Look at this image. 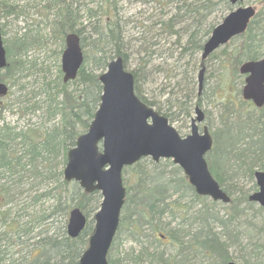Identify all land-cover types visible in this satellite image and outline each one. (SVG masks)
I'll return each instance as SVG.
<instances>
[{"label": "trees", "instance_id": "16d2710c", "mask_svg": "<svg viewBox=\"0 0 264 264\" xmlns=\"http://www.w3.org/2000/svg\"><path fill=\"white\" fill-rule=\"evenodd\" d=\"M75 2H77L76 5ZM75 2L74 0L70 2L50 0L46 9L54 14L50 22L49 34L28 38L24 35L5 45L6 66L0 71V83L9 87L8 95L11 96L14 94L11 90L15 88L18 80L21 79L20 76L26 71L22 57L29 49L40 47L42 38L45 44L53 39L60 42L59 51L56 54L58 56L62 52L64 37L68 34L77 35L82 50L83 65L73 82L63 84L59 70L54 79L48 70H38L35 75L39 82L36 89L30 90L29 93L24 87L16 89L17 98L14 101L16 108L23 111L24 115L27 112L32 113L33 116L38 115L37 119L42 121L37 125L39 127L33 126L36 124L21 129L8 124L0 127V225L5 228L0 232V264H77L81 254L87 248L88 239L93 232L92 223L86 222L80 235L76 239H69L64 229L65 217L70 210L77 208L87 220L90 214L98 210L101 197L98 192L86 195L77 184L66 183L61 179L67 152L74 147L76 139L86 132L99 105L101 86L95 72L104 70L111 59L121 58L123 69L132 75L135 97L146 107L164 117L170 125L173 122H181L184 125L189 120L193 107H200V95L196 94L193 77L197 67L204 70L205 62L198 57L203 44L217 24L214 22L216 19L209 22L208 19L220 5H224L223 12L231 11L228 0H151L150 2L157 3L159 14L154 16L155 21L150 22L148 27L142 26L141 32L135 34L134 38L123 33L115 7L111 6V0H106V8L97 7L96 10L89 8L84 11L80 10L82 9V6L78 4L80 0ZM0 8L6 15L11 12V8L5 1L0 2ZM150 17L152 16L149 15L147 19ZM84 21L87 23L86 26L83 25ZM100 24L101 27H99ZM87 29H90L87 35L93 37V55L90 58L83 51L84 35ZM238 38L242 40L241 45L231 55H226V52L222 51L223 56L226 55L232 60L235 71L244 62L256 61L264 57V14L263 17L255 14L245 33ZM162 41H164L163 44H161ZM89 59L93 67L87 71L85 65ZM172 59H175L174 66L168 70L164 66L167 60ZM130 60L134 64L131 70L127 65ZM155 60H160L159 63L162 61L163 67L154 64ZM183 60H186V67L184 65L177 67ZM234 70L232 77H236ZM160 73H163L166 88H170L168 92L161 89L160 93L156 94L160 98L167 95L163 104L156 101L154 92H151L152 96L147 98L141 94L143 85L153 81V78ZM225 75L227 71H223L218 79V88H221L218 101H222V114L228 117L223 119L221 115L222 129L211 135L214 143L212 151L216 152L220 149L221 139L233 143L223 151L226 162L224 171L213 174L209 160L207 164L210 173L213 174L212 177L229 197V205L234 206L232 213L236 218L239 216L238 213H242V210H239L241 205H246L244 209H251L253 205L247 199L256 191V187L253 184L251 189L244 190V184L252 182L256 171L264 172V108L259 111L254 109L243 111L242 106H245V103L239 100L237 105L234 102L233 93L228 91L230 85L227 81L228 76ZM210 93L211 97L216 96L213 91ZM28 96H31L30 99ZM37 97L41 99L32 102ZM193 100H196L194 104H192ZM246 106L248 107L247 104ZM43 120L48 123L47 127L43 126ZM139 164L140 162L132 167L138 168ZM28 176L32 180L39 178L46 184L45 186L59 181L61 183L53 190L50 189L42 195L30 198L29 204L26 205L19 201L22 194L21 187L26 184L25 180ZM59 187L63 189L60 190ZM177 188L175 184L171 192L173 195L177 194ZM187 189L194 199L198 201L201 199L193 194L189 186ZM139 191V196L135 197L137 194L132 196L130 203L131 216L134 218L130 220L128 211L127 213L125 211L126 214L120 216L119 227H123L128 222L127 227L131 235L137 237L141 229L146 227L151 231V235H159L160 238L167 239L176 253L172 257H165L161 253H144L141 248L137 255L131 252L122 260L113 261L107 255L108 264H143L144 262L173 264L177 256H181L180 261H188L187 258H189L192 260L191 264L234 262L229 249L236 243L237 234L228 231V225L232 224L230 220L226 224L221 220L217 222L206 212L200 211L188 230H184L185 227L182 225L177 230L170 229L166 224L165 227L161 224L165 214L168 213L171 216L175 207L180 208L179 212H185L187 206L180 205L175 200L168 203L170 192H167L164 187L144 191L139 189ZM233 196L236 198L234 199ZM43 198L54 201L51 210L46 216L31 215L29 213V210L33 209L31 206ZM125 199L124 210L127 206V193ZM57 213L64 219L62 233L58 235L45 232L43 237H41L42 233L34 234L39 224ZM255 213L261 215L263 212L257 208ZM181 215L182 213L178 214L179 217ZM23 219L26 220L22 222ZM212 221L217 222L221 234L211 231L209 226ZM193 225L196 226L193 228ZM12 226L13 229L10 230ZM258 233L264 235V228L259 229ZM8 234L14 238V243L7 241ZM23 238L31 241L27 254L17 261L6 258L5 249L8 248L9 243L21 245L25 243L20 241ZM242 250L238 258L240 264H259L256 260L257 256L264 259V243L251 245L248 254H243Z\"/></svg>", "mask_w": 264, "mask_h": 264}, {"label": "rangeland", "instance_id": "374dc122", "mask_svg": "<svg viewBox=\"0 0 264 264\" xmlns=\"http://www.w3.org/2000/svg\"><path fill=\"white\" fill-rule=\"evenodd\" d=\"M5 1L7 5L11 8L10 14H5L3 9L0 8V26L2 32V40L4 45L10 44L14 41L15 38H21L26 35V37H36L37 35L42 36L49 34L50 30V22L52 20L53 12L46 9L49 5L50 0H0V2ZM63 1V0H62ZM70 2L72 0H65ZM76 0H74L75 2ZM151 0H111V6L115 7V12L118 16V22L120 21V26L123 28V33L125 32L127 36L136 37L135 34L141 32V27H148L150 22L155 21L154 16L159 14V7L157 3L150 2ZM106 0H80L79 6H82V11L85 9H92L96 10L98 8H106L105 7ZM77 2H75L76 5ZM230 5V4H229ZM77 5V8H79ZM237 7H251L254 9L255 14H259L260 17H263L264 14V0H243L238 6L231 7V11H233ZM76 8V7H75ZM224 5H220L217 7V10L212 13L209 17L208 22L212 19H216L214 22L217 23L216 26L221 23L223 18L229 12H223ZM49 12V13H48ZM151 15L149 19L148 16ZM147 19V20H145ZM94 22V20L92 21ZM91 22V24H92ZM213 22V23H214ZM86 21H84L83 25L86 26ZM91 26V25H90ZM101 27V24L99 25ZM90 32V29H87L86 35H84V42L83 51L85 52L86 56L89 58L93 55L92 51V41L93 37L87 35ZM241 38H235L227 43L225 46L220 48L213 57L209 60L205 61L204 65V73H203V81L201 85V89L199 91L200 95V107L199 110L203 116L204 125H200L199 129L203 126L207 128L210 135L215 133L218 130L222 129L221 125V115L223 119H226L228 116H224L222 114V101H218L220 99L221 88H218L219 85V76L223 73V71H227L228 80L230 85L228 91L233 93V100L238 105V101H241L240 91L243 86V78H241L237 70H234L233 62L231 59H228L226 55H231L234 50L238 49L241 45ZM41 46H36L32 49H29L26 52V55L22 57L24 60L26 71L22 73L20 76L21 79L18 80L17 85L11 91L14 93L12 96L8 95L6 99H2L0 101V108L5 107L4 110H0V127L3 124H8L10 126H15L18 129L30 126L31 124L35 128L39 127L37 125L41 124L42 121L37 119V116H33L32 113L27 112V114H23V111L19 108H16V89L19 87H24L27 93L30 92L32 89H36L38 87L39 82L35 75H37L38 70H48L51 74L52 79L55 78L57 70L60 71V55L56 56L59 51L60 42L58 40L53 39L50 43H43V38L40 40ZM164 41L161 42L163 44ZM167 46V45H166ZM63 50V48H62ZM222 51L226 52V55H222ZM14 58V55L12 59ZM133 59V58H132ZM200 59V56L198 57ZM114 60V59H113ZM112 61V59L110 60ZM109 61V62H110ZM175 59L167 60L166 66L168 70L174 66ZM160 60H155L154 64L160 65L161 67L163 62L159 63ZM128 69L131 70L134 68L133 62L131 60L128 62ZM176 65V64H175ZM184 65L186 67V60H183L180 65L177 67ZM86 70L89 71L92 69L93 64L91 63V59L87 62ZM104 70H100L95 72L96 75L100 76L105 72ZM233 70L236 72V77H232L231 74ZM182 71V70H181ZM199 67L194 72L193 81L195 84V90L198 92L197 87V75H198ZM183 72V71H182ZM50 76V75H49ZM224 76V74H223ZM62 77V75H61ZM173 84V83H172ZM9 88V87H8ZM169 91L170 88H166L163 79V73L158 74L153 78V81H149L143 85L141 89V94L143 96L150 97L152 96L151 92L155 93L156 101L163 104V100L167 95L164 97H157L160 90ZM210 91L216 93L215 97H211ZM26 93V92H25ZM197 94V93H196ZM31 96H28L30 99ZM40 97L37 99L32 100L38 101ZM196 100H193L192 104H194ZM29 105V104H28ZM23 109V107H20ZM190 115L189 120L183 125L181 122H173L171 126L177 131L180 137H185L190 132V120L195 119L197 116L194 112ZM243 111H250L252 108H249L243 105ZM43 126L47 127L48 123L43 120ZM224 137V136H222ZM233 142H227L225 139H221L219 141L220 149L212 151L210 154L206 156V160H209V166L211 167V171L213 174L224 171L226 168V162L223 156L224 149L232 146ZM214 146V143H213ZM56 164V163H55ZM54 169V168H53ZM140 170V171H138ZM211 174V175H213ZM29 178V179H28ZM28 179V180H27ZM25 180L26 184L21 187V197L20 203L29 204L30 198L34 196L42 195L45 191L53 190L56 185H60L61 181L58 183H51L47 186L46 184L42 183L40 179H34L30 176L27 177ZM183 180V181H181ZM24 181V179H23ZM181 182L184 184H181ZM74 184V183H72ZM122 184L125 188L127 193V206L126 210L122 208L120 216H124L128 211V216L130 220H132L131 216V198L132 196L135 197L139 196L140 191L148 190V189H157L159 187H164L167 192H170V200L167 202L177 201L180 205H186L187 208L185 212H179L180 208L175 207L173 210V214L170 216L168 213L165 214L161 224L165 227V224L170 229H178L180 226H184V230L189 229V225L192 223L193 219L197 217V213L200 211L206 212L208 216L213 218V220H220L223 221L225 224L228 220L232 222L231 225H228L229 230L237 234V241L234 245L231 246L229 249V254L231 255L232 259H234V263L240 264L239 257L241 256V251L243 254L250 253L251 245H260L264 243V235L258 233V230L264 228V212L261 215H257L255 213V209L258 208L256 204H253L251 209H244L246 205H241L239 210H242V213H238V217L234 218L232 213L234 206L233 205H225L222 203H213L209 199L206 198H199L200 200L194 199L192 193L187 189L188 183L184 175L182 174L181 170L172 164L170 160H160L158 163H153L150 159L146 158L140 161L139 167H129L123 170L122 172ZM175 184H177V194L174 193L173 195L171 192L174 190ZM178 184L180 186H178ZM255 185L254 179L252 182H247L244 184V190L251 189L252 185ZM140 187L138 188V186ZM59 189H63V187H59ZM63 191V190H62ZM137 192V193H136ZM139 193V194H138ZM53 194V193H52ZM172 194V195H171ZM194 194V193H193ZM195 195V194H194ZM237 196V195H236ZM236 196H233V198ZM197 197V196H196ZM234 198V199H235ZM126 200V199H125ZM54 201L52 199H40L34 205L31 206V210L29 213L34 215L35 217L43 215L46 216L48 212L51 210ZM18 204V202L16 203ZM21 204H19L20 206ZM17 206V205H15ZM14 207V206H13ZM14 210V208H12ZM126 211V213H125ZM21 213V212H19ZM18 213V214H19ZM96 212L89 215L87 218V222H91L93 226V216ZM182 213L179 217L178 214ZM22 214V213H21ZM20 214V215H21ZM30 215V214H29ZM205 214V218L207 216ZM23 217V216H22ZM25 217V216H24ZM120 217V218H121ZM14 218V217H10ZM26 219L21 220L24 222ZM68 220V215L65 217V225L66 228ZM129 220V221H130ZM217 222H211L210 229L215 234H221L220 229H218ZM64 223V219L62 216L57 213L55 216L51 217L50 219L43 221V223L39 224L37 228L34 230V234L37 235L38 233H42L41 237L46 233H55L60 234L62 233L61 227ZM128 222L123 226L119 227L117 230L115 237L113 239L110 253L108 254L109 258L113 261L122 260L126 254H130L131 252L133 255H137V252L142 248L144 253L148 254H163L165 257L167 256H174L176 253L174 247L167 241V239H162L159 235H151V231L143 227L141 229L140 235L133 236L130 233V230L127 227ZM40 226V227H39ZM196 225H193V228ZM188 227V228H186ZM9 228V227H8ZM64 228V229H65ZM257 228H259L257 230ZM5 228L4 226L0 225V232L3 231ZM10 230L13 229V226L9 228ZM193 232V230H192ZM66 234V232H65ZM8 242L14 243V238L11 237L10 234L6 236ZM131 237L135 238L134 240L130 239ZM36 240V239H34ZM136 240V241H135ZM21 242H25L21 245H11L5 251L7 252L6 258L8 257L12 261H17L21 256L26 255L30 249L31 241H27L26 239H21ZM187 241V239H185ZM238 244V245H237ZM7 245V244H4ZM238 247V248H237ZM240 248V249H239ZM189 256V255H188ZM187 256V257H188ZM179 258L181 256H177L174 259L173 264H191L189 258L188 261H180ZM256 260L259 264H264V259L261 256H257ZM127 264V263H125ZM143 264H149L148 262H144Z\"/></svg>", "mask_w": 264, "mask_h": 264}, {"label": "water", "instance_id": "95a60500", "mask_svg": "<svg viewBox=\"0 0 264 264\" xmlns=\"http://www.w3.org/2000/svg\"><path fill=\"white\" fill-rule=\"evenodd\" d=\"M228 1L236 7L243 0ZM254 15L251 7H237L229 12L203 44L200 60H207L232 39L244 34ZM82 63L79 38L75 34L66 35L60 56L63 84L76 79ZM5 65L0 34V70ZM238 74L245 77L241 99L250 102L256 109L262 108L264 57L243 63L238 68ZM202 81L203 69L197 75V94ZM98 82L101 86L98 108L86 132L67 152L62 172L64 182H74L85 194L98 192L101 197L99 209L93 216V232L77 264H107V254L118 228L125 198L122 171L141 159L149 158L153 163L170 160L181 170L196 196L225 205L230 201L208 171L205 156L211 150L212 139L206 127L199 133L198 125L204 120L199 108L194 110L197 117L190 122V133L181 138L164 117L135 97L132 75L123 69L121 58L107 64ZM6 94L7 87L0 83V98ZM253 177L257 191L249 196L248 201L264 212V173L257 171ZM85 224L81 211L72 209L68 213L66 236L76 239Z\"/></svg>", "mask_w": 264, "mask_h": 264}, {"label": "flooded vegetation", "instance_id": "af4514ba", "mask_svg": "<svg viewBox=\"0 0 264 264\" xmlns=\"http://www.w3.org/2000/svg\"><path fill=\"white\" fill-rule=\"evenodd\" d=\"M1 27V26H0ZM2 45H3V48H4V51H5V45H4V42H3V40H2ZM5 57H6V54H5ZM192 120V119H191ZM191 120H190V122H191ZM205 121V120H204ZM202 124H204V123H202Z\"/></svg>", "mask_w": 264, "mask_h": 264}]
</instances>
